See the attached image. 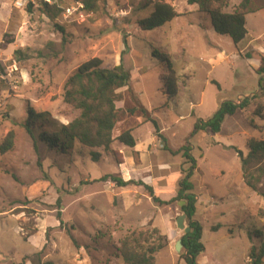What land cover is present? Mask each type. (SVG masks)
<instances>
[{
  "label": "rangeland",
  "instance_id": "rangeland-1",
  "mask_svg": "<svg viewBox=\"0 0 264 264\" xmlns=\"http://www.w3.org/2000/svg\"><path fill=\"white\" fill-rule=\"evenodd\" d=\"M145 1L96 0L95 10L77 23L54 9H18L13 0H0V144L13 133L11 148L0 152V264H123L117 247L129 230L156 227L170 237L181 213L178 201L159 204L141 185L120 187L102 177L142 181L159 199L169 200L190 166L182 152L170 150L185 143L195 160L189 181L196 196L194 218L202 226L204 250L197 263L246 264L248 232L264 234V199L244 183L238 154L246 155L247 139H264V119L252 114L264 103V94L252 97L264 55V0H253L261 8L245 17L253 41L248 36L239 46L217 34L209 16L186 0H162L180 15L142 30L137 21L153 8L142 7ZM239 1L230 0L226 11ZM5 33L14 41L3 46ZM153 50L169 55L177 72L178 93L171 100ZM92 57L107 67L123 59L129 85L116 89L113 136L130 128L135 145L114 140L109 151L77 142L63 148L39 136L35 143L22 126L27 105L67 123L77 111L63 101V84ZM244 97L248 105L225 117L219 132L194 129L221 102ZM136 106L156 119L166 149L141 112L127 111ZM90 151L99 152V159L92 160ZM175 245L156 252L155 264H183V247L176 251Z\"/></svg>",
  "mask_w": 264,
  "mask_h": 264
},
{
  "label": "trees",
  "instance_id": "trees-1",
  "mask_svg": "<svg viewBox=\"0 0 264 264\" xmlns=\"http://www.w3.org/2000/svg\"><path fill=\"white\" fill-rule=\"evenodd\" d=\"M83 3L87 11H94L96 0H77ZM230 0H186L189 5H196L197 10L209 16L213 30L220 35H227L232 42L239 46L247 35L245 17L247 14L260 9L254 7L253 0H240L230 11H226ZM152 3L150 14L137 21V25L142 30H151L160 27L164 23L180 15L174 7L162 0H146L142 7ZM30 7H28L29 9ZM43 9H54L56 7L42 5ZM61 28V27H60ZM14 41L13 36L5 33L2 45L10 44ZM19 50L14 54H18ZM155 56L162 63L161 81L166 99L175 98L178 93V75L175 71L169 55L153 50ZM260 76L258 80L259 90L252 97L264 94V55L260 57V63L255 69ZM215 82V81H213ZM129 85V72L125 68L123 59L120 57L119 63L111 67L103 66L99 57H92L83 63L67 77L63 84V101L77 111V114L67 123H59L47 112H36L30 105H27V118L22 126L28 132L32 140L36 143V136L45 142H50L63 148L71 146L74 142L87 148H102L109 151L114 140L122 145L133 147L135 139L131 129H124L116 137L113 136L118 108L116 101L118 94L116 89ZM218 85V84H217ZM130 90V88L128 87ZM249 103V98L244 97L239 103L232 100H225L220 103L218 109L206 120H198L194 124V129H207L211 132H219L225 117L233 115L237 110L245 108ZM130 114L136 111L142 113L146 121L153 125L154 134L162 140L166 149V137L160 132V127L153 117H148V111L143 106H136L127 109ZM252 114L260 119H264V103L255 105ZM53 125L55 129L48 132L44 126ZM13 133L9 131L0 144V152L4 153L12 146ZM246 155L239 152L242 178L244 183L256 194L264 199V139L251 137L246 140ZM170 150V149H169ZM188 144H183L176 150H170L171 154L182 152L183 156L190 161V166L183 179L180 180L176 195L169 200L159 199L154 195L150 185L142 181L124 180L120 176L108 174L102 177L110 180L117 186L129 184L141 185L148 191L154 202L167 205L172 201H183L179 207L181 213L185 215L186 225L189 227L187 233H183L180 240L184 252L181 257L183 264H198L197 257L203 252L204 247L201 242L202 226L194 218L196 213V196L192 192L193 186L189 181L195 169V160L189 154ZM92 160H98L100 153L90 151ZM212 230H217L218 226H213ZM249 246L246 252V264H263L264 262V234L261 230L249 231ZM168 239L161 234L159 229H133L129 230L119 239L117 251L122 258L123 264H155V253L167 247Z\"/></svg>",
  "mask_w": 264,
  "mask_h": 264
},
{
  "label": "built area",
  "instance_id": "built-area-1",
  "mask_svg": "<svg viewBox=\"0 0 264 264\" xmlns=\"http://www.w3.org/2000/svg\"><path fill=\"white\" fill-rule=\"evenodd\" d=\"M13 5L18 9L42 5L56 7L64 20L77 23L84 21L89 15L83 3L76 0L67 5H63L59 0H13Z\"/></svg>",
  "mask_w": 264,
  "mask_h": 264
},
{
  "label": "water",
  "instance_id": "water-1",
  "mask_svg": "<svg viewBox=\"0 0 264 264\" xmlns=\"http://www.w3.org/2000/svg\"><path fill=\"white\" fill-rule=\"evenodd\" d=\"M182 204H183V201H178L179 206H181ZM175 222H176V227L182 230L183 233H187L189 231V227L185 225V215L183 213H180L179 215H177ZM181 247H182L181 240L178 239L175 245L176 251H180Z\"/></svg>",
  "mask_w": 264,
  "mask_h": 264
},
{
  "label": "crops",
  "instance_id": "crops-1",
  "mask_svg": "<svg viewBox=\"0 0 264 264\" xmlns=\"http://www.w3.org/2000/svg\"><path fill=\"white\" fill-rule=\"evenodd\" d=\"M248 33H247V35H246V37H245V39L246 38H248ZM249 39H250V42H252L253 40V38H251L250 36H249ZM248 43V42H247ZM249 44V43H248ZM260 63V62H259ZM258 67V66H257ZM161 131V130H160ZM162 141V140H161ZM146 182V181H145ZM181 236H182V233H181V230H179L178 228H177V230L176 231H172V235L170 236V237H167V239H168V245H167V247H170V245L171 244H174L178 239H180L181 238Z\"/></svg>",
  "mask_w": 264,
  "mask_h": 264
}]
</instances>
